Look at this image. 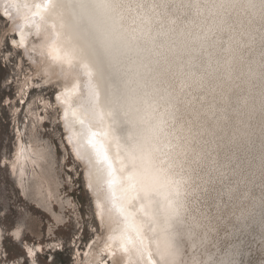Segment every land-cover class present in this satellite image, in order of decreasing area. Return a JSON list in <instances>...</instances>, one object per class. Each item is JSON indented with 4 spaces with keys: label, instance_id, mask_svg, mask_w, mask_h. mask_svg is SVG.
I'll use <instances>...</instances> for the list:
<instances>
[{
    "label": "clouds",
    "instance_id": "clouds-1",
    "mask_svg": "<svg viewBox=\"0 0 264 264\" xmlns=\"http://www.w3.org/2000/svg\"><path fill=\"white\" fill-rule=\"evenodd\" d=\"M41 29L45 50L119 73L114 102L133 127L125 160L163 161L190 193L223 185L226 202L190 214L193 227L264 212V0H53ZM150 243L158 264H182L170 229Z\"/></svg>",
    "mask_w": 264,
    "mask_h": 264
},
{
    "label": "bare ground",
    "instance_id": "bare-ground-1",
    "mask_svg": "<svg viewBox=\"0 0 264 264\" xmlns=\"http://www.w3.org/2000/svg\"><path fill=\"white\" fill-rule=\"evenodd\" d=\"M52 5L53 0H0V17L10 25L9 45L14 51L20 50L27 57L24 48L15 46L19 44V35L13 34V25L2 13L15 14L17 22L23 26L27 37L26 48H32L39 57L37 65L32 63L36 67L34 73L42 74V78L49 82L47 85H50L51 80L58 79L56 91H67L73 111L98 134L101 150L105 155L107 178L113 182V199L123 210L120 218L114 220L113 234L119 235L126 231L129 237L125 240V247L118 261L111 260L104 251L107 236L110 234L109 226L105 222L101 227L102 234L94 239L91 247L86 244L79 255V248L74 245L75 261H80V264H158L151 251L150 237L157 230L170 229L175 237L182 264H198L206 256L216 257L229 253L234 256L237 264H264V212H261L258 218H249L245 222L231 221L225 224L222 230L215 232L197 229L189 222V215H196L198 211L205 209L214 211L217 202L225 203L226 198L221 195L224 190L222 184L208 183L197 188L195 193H190L186 188L187 178L171 172L164 166L163 161L154 165L146 160L137 167L135 157L130 156L125 160L123 150L132 135L133 127L128 117L114 102V95L120 83L119 73L102 72L94 62L80 60L68 53L62 54L58 48H43L41 22L45 21V13ZM46 27L55 35L54 21H47ZM27 58L32 60L31 57ZM24 80L21 86L23 95L20 96L22 101L25 100L30 84L34 83L30 75ZM39 99L41 104L35 102L34 107L30 105L26 108L25 120L29 129V141L23 139L24 129L14 126V155L5 163L11 175L15 177L20 195L24 196L26 189L33 187L37 207L42 209L49 202L57 201L62 193L50 153L43 147L37 135L41 126L52 123L45 118L52 113L54 105L64 135L62 143L72 159L82 168L84 190L90 199L94 218L100 224L96 197L87 187L84 176L86 166L77 159L66 140L63 109L55 100V95L51 107L45 98ZM27 102L28 98L24 101L22 109ZM18 106L19 104L16 107ZM16 112H13V116ZM16 116L13 117L14 120ZM199 183L197 181V184ZM65 207L67 213L73 212L71 205ZM55 219L61 225L64 223V219Z\"/></svg>",
    "mask_w": 264,
    "mask_h": 264
},
{
    "label": "rangeland",
    "instance_id": "rangeland-1",
    "mask_svg": "<svg viewBox=\"0 0 264 264\" xmlns=\"http://www.w3.org/2000/svg\"><path fill=\"white\" fill-rule=\"evenodd\" d=\"M8 22L0 17V136L3 138V146L0 147V187H6L4 192L12 202L14 218L23 219L29 226H35L36 235L39 237L41 225H53L57 228V237L54 241L46 243L62 244L64 252L62 255L63 264H80L75 261V250L79 248V255L83 252L86 244H93L94 239L102 234L101 225L94 218L90 199L84 190L82 168L72 159V156L62 143L63 132L58 119V111L53 105L54 90L58 88L59 80L53 79L50 85L45 84L41 76H37L35 65L21 52L13 50L10 45L11 32ZM30 75L34 83L30 84L25 94V100L28 102L22 109L24 101L20 99L23 95L21 86L25 77ZM23 79V81H22ZM44 88L41 91V88ZM29 96V97H28ZM39 98H45V101L52 105V113L45 118L51 121V124H45L39 128L38 138L43 147L50 153V159L56 169L57 182L60 185L62 193L57 201L49 202L47 206L39 209L36 204L33 187L27 188L25 195L21 196L16 185V180L5 163L14 155L16 136L14 135V126H20L24 129L23 139L29 141L27 121L25 115L27 107L35 106V102L41 104ZM51 102L53 104L51 105ZM19 104L18 107H16ZM31 106V107H32ZM17 111L16 120L13 112ZM42 131V133H41ZM27 133V134H26ZM44 149V148H43ZM45 150V149H44ZM46 151V150H45ZM47 159L48 156H47ZM69 203V204H68ZM65 205H71L73 212L67 213ZM55 217L64 219V223L59 224ZM4 225L0 223V264H15L20 257H9V242L7 237L13 231L9 228L7 232L3 231ZM95 231H97L95 233ZM46 233V229H45ZM95 233V234H94ZM94 234V237H93ZM24 241L21 242V245ZM76 244V248L74 245Z\"/></svg>",
    "mask_w": 264,
    "mask_h": 264
},
{
    "label": "snow or ice",
    "instance_id": "snow-or-ice-1",
    "mask_svg": "<svg viewBox=\"0 0 264 264\" xmlns=\"http://www.w3.org/2000/svg\"><path fill=\"white\" fill-rule=\"evenodd\" d=\"M17 11H19V6H17ZM2 16L13 25L15 29L13 34L19 35V44L15 46L24 48L27 57L32 58L30 62L37 65L39 57L32 48L31 50L26 48L27 37L23 26L17 22L15 14L2 13ZM37 76H41V74L37 72ZM45 84H49V82L45 80ZM40 90L43 91L44 88L42 87ZM53 90L55 100L63 109V129L67 133V143L71 145L77 159L86 166L84 176L87 180V187L96 197L100 225L103 227L106 222L110 229L104 251L111 260L117 262L125 247V240L129 237L126 231L119 235L113 234L114 220L120 218V213L123 210L113 199V182L107 178L105 155L101 150L98 134L92 131L88 123L73 111L66 90L56 91L55 86H53ZM3 143V138L0 136V147L3 146ZM4 167L6 168L7 165ZM5 191L6 187H0V223L4 225V232H7L9 228L13 229L7 237L9 242V257L7 258L20 257L15 261V264H63L64 248L62 244L46 243L56 240L57 228L53 225H41L39 237H37L35 226H29L23 219L14 218L12 202L8 196L4 195ZM22 241H24L23 245H21Z\"/></svg>",
    "mask_w": 264,
    "mask_h": 264
}]
</instances>
